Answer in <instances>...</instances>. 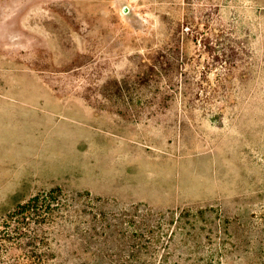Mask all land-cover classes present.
Listing matches in <instances>:
<instances>
[{"label":"rangeland","instance_id":"374dc122","mask_svg":"<svg viewBox=\"0 0 264 264\" xmlns=\"http://www.w3.org/2000/svg\"><path fill=\"white\" fill-rule=\"evenodd\" d=\"M0 264H264V0H0Z\"/></svg>","mask_w":264,"mask_h":264},{"label":"trees","instance_id":"16d2710c","mask_svg":"<svg viewBox=\"0 0 264 264\" xmlns=\"http://www.w3.org/2000/svg\"><path fill=\"white\" fill-rule=\"evenodd\" d=\"M55 190L56 189H53L52 191L54 192ZM47 195H49V194H46V193L37 194V195L33 196L27 203L19 205L18 206V208H19L18 212L20 214H22L21 217H23V219H25V218H27V215H29V213L31 211H33L36 208H39L40 205L47 204V201H48V198L46 197ZM14 231L17 234H19L18 238H20L25 233V231H23L22 228H18V227H16L14 229ZM8 239H10V238H7V237L4 238V240H8Z\"/></svg>","mask_w":264,"mask_h":264}]
</instances>
